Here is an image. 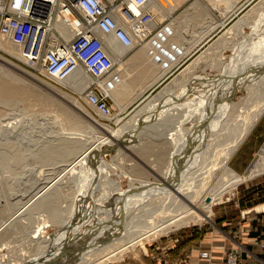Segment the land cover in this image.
<instances>
[{
    "label": "rangeland",
    "instance_id": "374dc122",
    "mask_svg": "<svg viewBox=\"0 0 264 264\" xmlns=\"http://www.w3.org/2000/svg\"><path fill=\"white\" fill-rule=\"evenodd\" d=\"M193 1L181 0L169 8L154 0L160 8L156 10L158 27L143 47L125 48L112 38L105 37V41L110 45L108 48L111 51L113 68L108 75L95 82H108L107 84L112 86L111 81H114L117 86L123 88L115 103L109 97L110 114L107 116L94 113L83 103L82 91L93 79L87 76L82 68L79 76L84 81L71 88L67 79L56 81L40 75L26 60L1 49L3 40L0 39L2 61L5 59L6 63H12L19 67V70H26L35 77L22 75L17 81L6 77L2 73L3 70H0V264H42L38 259L45 249L49 250V254L52 249L66 250L74 245L75 239L82 238V235L91 230H106L108 226L114 225L117 220L107 216L114 212L120 213L117 211L129 205L130 200L136 199L135 191L148 193L151 184H157L158 181L161 183L163 173L170 169L169 160H175L177 157L175 153L178 144V152L183 154L175 172L180 178L178 181L187 183L190 189H196L206 182L209 185L208 192L224 193L210 206V221L188 223L162 235L149 236L142 240V244L136 246L134 251L105 264H164L168 256L175 257L168 255L169 240L174 241L176 252L178 246L190 248L195 245L202 250L210 249L212 256L219 253L222 261L224 250L231 247L230 243L235 242L232 240H238L242 244L248 241L242 236L241 240L238 238L240 230L236 228L239 223L245 222L248 213L264 210V172L238 185L236 178L238 174L253 167L256 162L255 154L264 145V113L252 130L246 132L241 144L235 143L234 140L231 143L230 140L237 132L234 131L233 120L240 118L239 112L257 113L260 102L263 101L261 98L264 96V61H260L259 50L264 44V41L261 43L264 27L257 26L258 29L254 32L251 30L262 22L257 18V12L253 11L243 20L245 26L241 32L237 33L229 28L260 0H197L200 4L199 10L191 8ZM162 14L172 19L166 20ZM192 15L195 16L190 19ZM250 22H254L252 27L248 26ZM137 55L138 58L133 59ZM245 59L250 67L243 66ZM248 60L255 66L258 65V70L252 67L254 65ZM130 64L138 67L128 69ZM0 65L5 70L18 72L1 62ZM138 71L140 75L136 76L135 72ZM240 77L243 81L232 85V80ZM204 80L214 82L205 83ZM13 86L24 92L14 94L11 90ZM167 88L173 91V99L169 98L171 102L166 100L165 105L159 103L147 110L152 97L158 98L159 92ZM230 92L234 93L230 104L227 102L230 107H226L227 111L223 113ZM218 111L223 113L220 112V116L227 115L224 127L216 125L219 129L212 131L213 136L208 137L206 132L198 144L191 146L198 132H204L208 120L212 121L213 116L219 115ZM180 127L184 130H180ZM3 138L9 142V147ZM106 138L113 142V146L101 143ZM122 140L126 141L122 143ZM131 141H134V144ZM48 142L52 143L49 145ZM53 143L56 148L59 143L61 145L58 148L63 145L66 148H59L61 150L58 154H54L58 158L52 156L55 161L50 159L47 163L50 155L46 158L44 151L48 152L52 148L48 145ZM82 143H88L90 147L80 148ZM4 148L10 150L6 151ZM34 149L39 151L38 154L36 151V154H33ZM66 149L68 151H65ZM11 153L24 154L23 157L27 159V163L31 162L30 164L31 158L33 159L32 175L24 170L25 173H21L20 180L25 181L26 185L19 179V183L16 181L14 185V180L7 177L9 175L5 164ZM43 154L45 158L42 157ZM36 155L42 157L43 163ZM51 162L53 163L49 164ZM69 162L72 169L66 171L65 167ZM209 167L211 170L206 175ZM35 169H41L39 171H43V175L35 174ZM173 169L174 167L171 170ZM51 171H56L52 172L55 175L53 178L55 181L59 180L55 183L58 190L54 193L60 215L55 219L49 217L50 222L55 221V224L50 225L47 221L50 224L45 223L48 225L45 236L48 237L38 239L34 235L41 230V225H31L37 214L32 215L20 203H31L36 198L34 184L41 186L48 182V178L53 176L50 175ZM8 178L10 180H7ZM9 183L12 185H8ZM186 185L183 188H186ZM10 186L13 188L10 189ZM117 186L121 191L116 192ZM154 199L152 206L160 201L159 198ZM93 203L96 205L93 206ZM19 207L20 212H16ZM139 211L136 212L139 217L135 219L137 222L147 216L145 211ZM46 216L48 218L50 215ZM55 238L59 241H55ZM247 247L257 252L255 245ZM51 256L55 257L54 254ZM172 258V264H182L181 258ZM47 261L44 264H47Z\"/></svg>",
    "mask_w": 264,
    "mask_h": 264
},
{
    "label": "bare ground",
    "instance_id": "6f19581e",
    "mask_svg": "<svg viewBox=\"0 0 264 264\" xmlns=\"http://www.w3.org/2000/svg\"><path fill=\"white\" fill-rule=\"evenodd\" d=\"M179 1L181 0H158V3L159 5H162L163 7H173L175 6ZM212 1V0H211ZM151 7L153 9V11L156 13V10H159L160 8L156 6V3L152 2L151 4ZM192 9H196V10H199L200 9V4L197 0H194L192 2ZM253 11L257 12L256 15H258L257 18L261 19L260 21H262L261 23L257 24L253 30V28H251V30L254 32L256 31L258 28L257 26H263L264 27V0H260L259 2H257L255 5H253V7L249 10V12L245 13L244 15H242L229 29L230 30H233V31H236L237 33L238 32H241L243 29H244V23H243V20H245L247 18V16L250 14V13H253ZM258 11H260V13H258ZM201 12V11H200ZM199 12V13H200ZM164 15V14H162ZM195 15H192L190 17V19H193ZM165 19L166 20H169V19H172V17L170 16H166L164 15ZM186 17V16H185ZM157 19H155V22L154 24L152 25V28H153V32L151 35H153L154 31H156L157 27H158V22L156 21ZM186 20V19H185ZM184 20V21H185ZM171 22V21H170ZM254 22H250V24L248 23V26H253ZM247 26V27H248ZM53 28L59 30L61 28V25L58 23L57 20H54L53 21ZM246 28V27H245ZM162 34V33H161ZM69 35H65V37L67 38ZM151 37V36H150ZM149 37V38H150ZM106 38H112L113 40H115L119 45H121L122 47H125L123 46L121 43H119L116 39H114L112 36H107ZM149 38H147L145 41H147ZM21 40H13L11 42H9V40H3L2 43H1V49H3L4 51L6 52H9L10 54H13L15 56H18L20 57L21 59H23L22 57V53L24 51V47H21V44H18V42L20 43ZM105 41V39H104ZM145 41L141 42L139 45L137 46H141L143 47L144 45H146ZM264 41V37L262 39V42L263 43ZM245 42V41H244ZM145 43V44H144ZM243 43V42H242ZM105 44L107 46V50L109 51L110 55H111V51L108 47H110L109 43H107L105 41ZM144 44V45H143ZM143 45V46H142ZM137 46H134V47H137ZM262 46V45H261ZM134 47H125V48H134ZM146 47V46H145ZM244 48V47H243ZM117 49V48H116ZM264 44L263 46L261 47V49L259 50V53L261 54V57H260V61H264ZM112 50H115V48ZM185 52V51H184ZM249 53V52H248ZM118 55H116L117 57ZM139 55H137L136 57H134L133 59H137ZM242 56V55H241ZM245 56V55H244ZM260 56V55H259ZM258 57V56H257ZM120 58V57H119ZM241 57H239L240 59ZM242 59V58H241ZM251 59V58H250ZM5 60V59H4ZM3 60V61H4ZM24 60V59H23ZM231 60V58H230ZM2 61V57L0 56V62L3 63V64H6L7 66H9L11 69L14 68L15 71H18V72H15L13 73L11 70H8V69H4L1 65H0V70H3V75H5L6 77L10 78V79H13V80H20L19 77H21L22 75H26L27 77L30 76V78H35L33 76V74L29 73L28 71L26 70H19V67L17 68V66L15 67V65H13L12 63H6V60L3 62ZM241 61V60H240ZM246 61L247 59H245V64H246ZM251 61V60H250ZM28 62V61H27ZM134 62V61H133ZM140 62V61H138ZM228 62V61H227ZM232 62V60H231ZM235 62V61H234ZM239 62V61H237ZM249 62V60H248ZM29 63V62H28ZM117 63V62H116ZM122 63V62H120ZM250 63V62H249ZM30 65H32L31 63H29ZM173 64V63H172ZM220 64V63H219ZM224 64V63H223ZM233 64V63H232ZM244 64V63H242ZM243 65V66H249V64L247 65ZM251 65L254 63H250ZM127 65V64H126ZM139 65V64H138ZM234 65V64H233ZM120 66H122V64H120ZM123 66L125 67V65L123 64ZM136 65H128V69H133L135 68ZM219 66V65H218ZM242 66V65H241ZM258 66V65H256ZM255 65L252 66V67H256ZM138 67V66H136ZM240 67V66H239ZM247 67V68H248ZM80 66H78L75 70H73L65 79L63 80H66L67 81V84L69 85V87L71 88H75L77 86H79L80 84H82V82L84 81L83 78L81 76H79L81 74L80 72ZM259 68V67H258ZM21 69V68H20ZM234 69V68H233ZM243 69V67L241 68ZM252 69V68H251ZM254 69V68H253ZM257 69V67L255 68ZM258 70V69H257ZM251 71V70H250ZM256 71V70H255ZM167 72V71H166ZM258 72V71H257ZM125 73V72H124ZM86 74V73H85ZM132 74V73H131ZM136 76H139V71L138 72H135ZM165 74V73H164ZM87 75V74H86ZM255 75V74H254ZM89 76V75H87ZM162 75H160L161 77ZM240 76V75H239ZM253 76V75H251ZM90 77V76H89ZM91 78V77H90ZM99 79V78H98ZM158 79V78H157ZM216 79V78H215ZM233 79V78H232ZM239 79V80H237ZM237 79H233L232 81V85L236 84V82H239L241 80V77L240 78H237ZM34 80V79H33ZM63 80H57V81H63ZM95 80L97 79H93V82H95ZM113 80V79H112ZM237 80V81H236ZM22 81V80H21ZM243 81V79L241 80ZM87 82V81H86ZM113 83V85L111 86L110 84L108 85L106 83H102V82H99V85L101 87H103V89L105 90L106 94L112 98V100L114 101V103L116 102L115 100H118V94L120 93V91H122L123 88L117 86V82H114V81H111ZM119 82V81H118ZM204 82H214V80H204ZM96 83V82H95ZM212 84V83H211ZM231 85V86H232ZM237 85V84H236ZM240 85V84H238ZM243 85V84H242ZM241 86V85H240ZM232 87H230V91H231ZM11 90L13 91L14 94H21L24 92V90L20 89L19 87H11ZM235 91V90H233ZM139 94V93H138ZM233 92H230L229 95H228V100L226 101V104H225V107H224V110H223V113L227 110L226 107H228L227 105V102L229 103L231 98L233 97ZM158 98L156 96L152 97V100L149 101V105L147 107V110L149 108H152V107H155L157 105H159V103H162L165 105L166 103V100L168 101L169 98H172L173 96V91H170L167 89H163L162 92H159L158 94ZM176 98V97H175ZM135 99V98H134ZM173 99V98H172ZM171 99V100H172ZM177 99V98H176ZM203 100V99H202ZM261 106H260V109H259V112L257 113H245V112H239L238 116L240 118H235L233 121H234V131H237L235 134H233V138L230 140L231 143L234 142L237 143V144H241L244 139H245V136H246V132H249L252 130V128L254 127V125L258 122L259 118L263 115L264 113V96L261 98ZM170 101V100H169ZM171 102V101H170ZM169 102V104H170ZM173 102V101H172ZM230 104V103H229ZM174 105V104H173ZM227 105V106H226ZM200 106V105H198ZM224 106V105H223ZM204 107V106H203ZM230 107V106H229ZM228 107V108H229ZM205 109V108H204ZM229 110V109H228ZM222 111V110H221ZM220 111V112H221ZM241 111V110H240ZM219 112V111H218ZM219 112V115L217 113V115H215V117L213 116V114H211V116H213V119L212 121H210V119L208 120V123H207V127L204 128V132L202 131H199L198 132V135L199 134H202V136H198L197 137L195 136L194 137V140H193V143H191V146L194 145V143H199V141L202 140V137L204 135V133L208 132V137L209 135L213 136L214 133L212 132L214 129L218 130L219 128H216L215 126L217 125L218 127H224V123H225V120H226V114L225 116H220L221 114H223L221 112L220 114ZM110 114V113H109ZM107 114V115H109ZM99 115V114H98ZM107 115H100V116H107ZM208 116V115H207ZM205 118V117H204ZM203 118V119H204ZM207 118V117H206ZM210 118V117H209ZM118 119V118H117ZM210 122V123H209ZM201 124V123H200ZM200 128V126H199ZM180 130H184V128L181 129V127L179 128ZM195 129V128H194ZM206 129V130H205ZM200 130V129H199ZM202 130V129H201ZM244 130V131H243ZM176 131V130H175ZM220 131V130H219ZM218 131V132H219ZM189 132V131H188ZM217 132V134H218ZM162 133V132H161ZM112 134V133H111ZM109 135L110 137L112 135ZM116 134V133H115ZM115 136V135H114ZM117 136V135H116ZM118 137V136H117ZM119 138V137H118ZM81 140V139H79ZM3 141H5L7 143V141L3 138ZM2 141V142H3ZM47 141V140H46ZM77 141V140H76ZM123 141V140H122ZM126 141V140H124ZM124 141L122 143H124ZM135 141V140H134ZM133 141V142H134ZM189 141V140H188ZM1 142V143H2ZM4 142V143H5ZM43 142V141H42ZM68 142V141H67ZM72 142H74L72 140ZM71 142V146L74 147L73 143ZM129 142V141H128ZM132 142V141H131ZM129 143L130 145H132V143ZM3 143V144H4ZM49 143V142H48ZM47 143V144H48ZM52 143V142H51ZM49 143V145L51 144ZM66 142H64L65 144ZM70 143V141H69ZM69 143H66V144H69ZM103 145H106V144H111L113 146V142L109 139V138H106L105 140H103L101 142ZM177 142H175L176 144ZM5 147V145H3ZM9 142L7 143V147L8 146ZM55 144V143H53ZM52 144V145H53ZM61 145V143H59ZM95 144V143H92V145ZM128 144V145H129ZM134 144V143H133ZM136 144V143H135ZM178 144V143H177ZM230 144V143H229ZM228 144V145H229ZM42 145V143L40 144ZM45 145H46V142H45ZM48 147H52L51 149H49V153L44 151V154L47 156H43L42 157H46L48 158V155H50L49 159H47V163L51 160H54L53 158H51L52 156H55L56 154H58V151H60L62 147L65 146H61L58 148V145L57 148H56V144L55 146H49ZM70 145V144H69ZM67 145V146H69ZM111 145H108V146H111ZM115 145V144H114ZM127 145V144H126ZM173 145V144H172ZM1 146V148H3ZM11 146V145H10ZM86 147V146H89L90 145L88 143H82L79 145V147ZM124 146V145H123ZM136 146V145H134ZM190 146V147H191ZM195 146V145H194ZM6 147V148H7ZM43 147V146H42ZM47 147V149H48ZM177 147V154L175 153V155L177 156L175 160H173L174 158L170 159L169 160V166H170V169L167 171V172H164L163 175H162V181L161 183L158 181V183L156 184H151L149 187L150 189V192L146 193V192H141L140 191H135V196H136V199L134 200H130L128 203L129 205H125L123 208H121L120 211H117V212H120V213H117L115 214L116 212H114V214H111L110 216H107V217H113L115 218L116 223L114 225H111V226H108V225H105V226H108L106 228V230H102L101 231H90L88 234L86 233L85 235H82V238L80 239H75V243L74 245L71 247V248H68V249H62V250H56V249H52L50 250V254H49V250L48 249H45L46 251L44 253H46L47 255L45 256V254H41L42 256L38 259L39 261H41L40 263L44 264L45 261H47V258L50 259H53V261H47L46 263L47 264H105L106 262H111V261H114L116 259H118L119 257H121L123 254H126L128 252H132L134 251L135 247L138 246V245H141L142 244V240L146 239L147 237L149 236H158V235H162L166 232H169V231H172L174 229H178L180 227H183V226H186L188 223H197V222H209L210 221V214H209V208L210 206L213 204V202H215L216 200L220 199L222 197V195L224 193H221V192H217V193H210L208 192L209 190V185L204 182L202 185H200L198 188H193V189H190L188 187V185L186 184H183L182 182L178 181L180 178L179 176H177L178 174L175 173L178 166H179V161H180V158L181 155L179 148V144L176 145ZM45 148V147H43ZM66 148V146L64 147ZM71 148V147H70ZM68 148V149H70ZM129 148V147H128ZM36 149V148H35ZM34 149V152L36 151ZM59 149V150H58ZM99 149V148H98ZM4 150H10V149H5ZM41 150V149H40ZM43 150V149H42ZM38 151V150H37ZM36 151V152H37ZM65 151H68L67 149ZM4 152V151H2ZM13 152V151H12ZM33 154H36V152ZM39 152V151H38ZM37 152V154H38ZM63 152V150L61 151ZM106 152V151H105ZM199 152V151H198ZM9 153V151H8ZM15 153V152H14ZM12 154L8 156V160L6 161L7 165L5 164V167L6 168V172L8 173L9 177L12 181L14 180V182H12L14 185H15V182L19 181L20 179H22V175L21 173L24 171H26L27 173L29 172L31 175L33 172L32 169H31V165H33V159L31 158L32 160V164H30L31 162H28L30 164V167L28 168L29 164L27 163V159L23 155L21 154ZM43 153V152H42ZM60 153V152H59ZM193 153V152H192ZM55 154V155H54ZM61 154V153H60ZM191 154V153H190ZM194 154H195V151H194ZM173 155V154H172ZM3 156V155H2ZM37 156V159L39 156H41V154ZM62 156V154H61ZM174 156V155H173ZM192 156V155H191ZM41 157V158H42ZM56 157V156H55ZM54 157V158H55ZM255 157H256V162L255 164L253 165V167L248 170H246L245 172H243L242 174H238V177L236 178V185L244 182V181H247L249 179H252L254 178L255 176L261 174L264 172V145L261 147L260 151L257 152L255 154ZM41 158L39 157L38 160H40L41 163H43L41 161ZM43 158V160H44ZM58 158V156L56 157ZM26 159V160H25ZM189 159H192V158H189ZM30 160V159H29ZM36 161V160H35ZM34 161V162H35ZM24 162V163H23ZM46 162V161H45ZM44 162V163H45ZM66 162V161H65ZM182 162V161H181ZM53 162L49 163V164H52ZM37 164V163H35ZM46 164V163H45ZM68 164V163H67ZM47 165V164H46ZM176 165V167H175ZM184 165V163H183ZM22 166V167H21ZM38 166V165H37ZM35 166V167H37ZM168 166V165H167ZM192 166V165H191ZM190 166V167H191ZM21 167V168H20ZM59 167V166H58ZM174 167L173 170H171L172 168ZM38 168V167H37ZM66 171L68 170H71V165H70V162L68 165H66L65 167ZM211 167H209L206 171V175L209 174L210 172V169ZM34 169V168H33ZM52 169V168H51ZM167 169V168H166ZM41 170V169H39ZM39 170H34V173H41ZM55 170V168L53 169ZM165 170V169H164ZM171 170V171H170ZM204 170V169H203ZM38 171V172H37ZM166 171V170H165ZM50 172V171H49ZM52 172H56V171H51ZM25 172H23L24 174ZM40 174V176H41ZM30 175V176H31ZM34 175V174H33ZM43 175V174H42ZM50 175H53L50 174ZM35 176V175H34ZM39 177V175H36ZM46 176V174H45ZM55 175H53L52 177L48 178V182H46L45 184L43 185H37V184H34L33 186V190H35V192L37 193V196L36 198L31 202V203H20L21 206H23L24 208L28 209L30 211V213L32 215L34 214H37V217H35L31 223V225H35L36 224H40L41 226H39V229L41 227V230L37 231V233L34 235V237L36 236L38 239H45L47 238L48 236H45L46 234V229L48 228V225H46L45 223H48L47 221H51L49 219V217H52L53 219L57 218L59 214V206L56 205L57 201H56V195H55V191L58 190L57 186L55 183H57L58 181H55V178H53ZM24 177V176H23ZM36 177V178H38ZM177 177V178H176ZM7 179V180H10V179ZM35 178V179H36ZM47 178V177H46ZM19 179V180H18ZM28 179V178H27ZM37 180V179H36ZM35 180V181H36ZM39 180V179H38ZM45 180V179H44ZM23 181V180H22ZM20 180V182H22ZM43 181V180H42ZM10 182V181H9ZM16 182V183H17ZM25 181H23L22 183H24ZM38 182V181H37ZM8 183V181L6 182ZM12 183H9L8 185H12ZM19 183V182H18ZM21 183V184H22ZM41 184V183H40ZM133 184V183H132ZM18 186V184H16ZM24 185H26L24 183ZM31 185V184H30ZM117 185V183L115 184ZM187 186L186 188H183L184 186ZM16 186V187H17ZM60 186V185H59ZM15 187V188H16ZM19 187H21L19 185ZM131 187V186H129ZM10 189L11 186L9 187ZM8 188V189H9ZM30 188V187H29ZM136 188V187H134ZM32 189V187H31ZM30 189V190H31ZM115 189L117 190L116 192L118 191H121L119 189V186L115 187ZM115 191V190H114ZM106 195V194H105ZM140 196V197H139ZM154 198H159V202L155 205V206H152V204L155 203V199ZM80 200V199H79ZM20 202V201H19ZM76 203V202H75ZM92 203V202H90ZM97 203V201H96ZM82 204V203H81ZM117 204V203H116ZM96 205L93 203V206ZM100 205V204H99ZM123 205V204H122ZM92 207V206H91ZM120 207H121V204H120ZM118 207V208H120ZM78 208V207H77ZM117 208V209H118ZM20 209L17 208V211L16 212H20ZM81 209V208H80ZM79 209V210H80ZM114 209H116L114 207ZM139 210H143L147 213V216L144 217L143 220H139L138 222L135 221V219H138L139 217L137 216V213ZM75 211V210H74ZM131 212V213H130ZM140 212V211H139ZM42 213H45L44 214H41ZM75 213V212H74ZM112 213V212H111ZM46 214L50 215L48 216V218H46ZM128 214V216L126 215ZM132 215V216H131ZM36 216V215H34ZM104 217V215H103ZM51 218V219H52ZM67 218V217H66ZM106 218V217H104ZM49 219V220H48ZM68 219V218H67ZM53 221V220H52ZM71 221V220H69ZM55 221L53 222H50L48 224L50 225H53L52 223H54ZM59 222V221H58ZM36 223V224H34ZM61 223V221H60ZM67 223V222H66ZM55 224V223H54ZM58 224V223H57ZM49 225V226H50ZM59 225V224H58ZM102 225V224H101ZM104 226V227H105ZM34 227V226H32ZM64 227V226H63ZM86 227V226H85ZM34 228H37V227H34ZM100 228V227H99ZM38 229V228H37ZM69 230V229H67ZM65 230V231H67ZM71 230V229H70ZM62 231H63V228H62ZM61 232V231H60ZM69 233V231L67 232ZM33 234V233H32ZM63 234V233H62ZM54 235V234H53ZM60 235V234H59ZM64 235V234H63ZM74 235H76V233H74ZM80 235V234H79ZM55 236V235H54ZM68 237V235H66ZM35 237V238H36ZM51 237V236H50ZM49 237V238H50ZM56 237V236H55ZM61 237V236H59ZM63 237V236H62ZM75 237V236H73ZM53 238V237H52ZM58 238V237H57ZM57 238H55V241H59L57 240ZM79 240V241H77ZM52 241V239H51ZM218 242V241H217ZM221 242V241H219ZM51 243V242H49ZM53 243V242H52ZM48 245V244H46ZM229 245H231L232 247H234V244L233 243H230ZM44 247V246H43ZM143 248V246H140ZM48 248V247H46ZM55 248V247H54ZM212 252V251H211ZM51 254H54L55 257L53 258V256H51ZM39 256V255H38ZM59 257V258H57ZM35 258V260H36ZM41 259V260H40ZM35 262V261H34ZM37 262V261H36ZM12 264V263H11Z\"/></svg>",
    "mask_w": 264,
    "mask_h": 264
},
{
    "label": "built area",
    "instance_id": "2783aa9c",
    "mask_svg": "<svg viewBox=\"0 0 264 264\" xmlns=\"http://www.w3.org/2000/svg\"><path fill=\"white\" fill-rule=\"evenodd\" d=\"M153 0H0V39L21 40L22 57L40 75L65 79L80 66L92 79L108 75L113 62L105 44L112 36L125 47H134L149 38L156 13ZM61 25L53 28V21ZM65 35H69L67 38ZM85 106L99 115L110 113L109 96L91 82L83 89ZM257 233L252 240L257 252L232 240L224 250L222 264H246L250 255L255 264H264V210L254 211ZM210 249H199L197 258L209 261ZM164 264H167L164 261ZM175 264V263H174Z\"/></svg>",
    "mask_w": 264,
    "mask_h": 264
},
{
    "label": "crops",
    "instance_id": "0c3cea01",
    "mask_svg": "<svg viewBox=\"0 0 264 264\" xmlns=\"http://www.w3.org/2000/svg\"><path fill=\"white\" fill-rule=\"evenodd\" d=\"M254 218H255V215L253 212L248 213V215L245 217V222L239 223L237 225L238 228H236V229H238V231L240 230L238 238L241 240V238L243 237V238H246L248 240L247 242L242 241L247 246L254 245V242L252 240L254 239V237L257 233V230H260V228L257 229V223H256ZM240 236H242V237L240 238ZM167 243H168V250H169L168 255H175V257H173V258H176V257L179 259L181 258L183 260L182 264H222V261L220 260V254L219 253H217V254L214 253L209 261L199 260L197 258L199 247H197L195 245L193 247H190V248H188V246H186V247L178 246L179 248L176 252V249H174V245H175L174 241L169 240ZM169 244H170V246H169ZM167 258H168V260L166 259L164 261H166L167 264H172V262H170L172 256H168ZM241 259L246 264H255L254 259L250 255L244 254L241 257ZM153 264H158V263H153Z\"/></svg>",
    "mask_w": 264,
    "mask_h": 264
}]
</instances>
